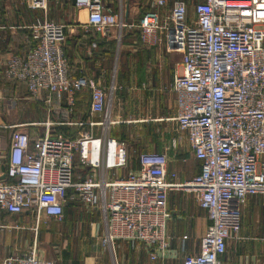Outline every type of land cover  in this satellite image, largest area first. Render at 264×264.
Returning a JSON list of instances; mask_svg holds the SVG:
<instances>
[{"label": "built area", "instance_id": "2783aa9c", "mask_svg": "<svg viewBox=\"0 0 264 264\" xmlns=\"http://www.w3.org/2000/svg\"><path fill=\"white\" fill-rule=\"evenodd\" d=\"M67 1L78 9L89 36L115 32L120 38L125 28L136 27L144 45L163 42L168 51L181 53V69L172 83L174 119L200 161L199 171L178 181L175 171H167L165 152L143 151L139 167L121 175L128 164L127 146L107 133L115 84L108 90L102 79L74 74L64 52L65 24L37 18L25 25L34 44L23 54L12 53L3 73L23 82L31 99L44 102L53 117L33 140L27 130L15 127L7 148H0V210L32 212L37 224L48 217L61 222L64 206L79 202L99 211L103 245L138 241L156 259L169 246L168 191L185 188L206 211L208 226L199 252L186 255L182 264H223L227 241L240 230L241 206L250 195H264V0H152L135 20L124 19L101 0ZM28 6L46 10V0H30ZM90 44L96 47L97 41ZM83 89L89 90L94 117L84 121L89 130L71 138L52 129L69 122L73 95ZM75 157L89 168L83 177H75ZM2 264L55 261L32 249Z\"/></svg>", "mask_w": 264, "mask_h": 264}, {"label": "crops", "instance_id": "0c3cea01", "mask_svg": "<svg viewBox=\"0 0 264 264\" xmlns=\"http://www.w3.org/2000/svg\"><path fill=\"white\" fill-rule=\"evenodd\" d=\"M101 2L113 12H122L127 20H135L142 10L152 6V0ZM69 5L73 6L72 3ZM15 12L18 18L15 21H5V16L0 14V124L6 126H0L2 149L7 148L13 127L28 132V127L39 129L52 118L49 109L38 114L36 106H42L44 102L31 99L23 82L9 80L4 76L7 58L14 52L27 51L29 42L25 25L28 17L32 18L29 23L37 18H46H33L31 11L26 12L28 14L25 13L23 18L19 9H15ZM70 25L64 49L72 67L79 73L102 79L108 90L112 83L116 86L112 93L113 107L111 100V108L106 116L112 121L107 133L117 138L116 127L128 126L133 130L135 137L131 138L129 151L132 152L128 162L132 157L134 167L138 168V152H165L168 156L167 171H175L178 181L196 174L200 161L194 157L185 132L177 129L174 119L177 104L172 83L175 73L181 69V53L177 50L168 51L163 42L147 46L128 36L136 27L125 28L120 38L115 32L106 38L99 37L97 46L91 47V36L79 37L81 34L84 36L81 24ZM77 30L81 34L74 35L73 32ZM71 36L76 38L72 39ZM112 41L115 42L114 50L110 49ZM117 48L118 57L115 54ZM127 50L136 54L128 61V65L124 58ZM143 50L146 51L144 59L140 56ZM5 90L13 98L3 97ZM65 103L66 97L62 101V104ZM89 103L88 89L75 92L69 122L52 129L67 126L73 135L75 131H71V127L83 128L78 129V134L89 130V126L84 124V121L93 117L89 115ZM14 109L17 112L12 119L3 117ZM102 116L95 115V119ZM116 117L118 119H114ZM94 132L98 133L97 128ZM77 161L75 157V166L80 165L75 167V177H83L89 168ZM167 208L170 212L166 225L169 246L164 255L158 254L156 259H151L149 250L138 241L117 239L112 247L103 245L101 237L105 226L99 211L87 210L79 202H69L64 206V220L61 222L48 217L47 222L40 221L37 224L32 212L11 214L0 210V264L8 257L27 255L32 249L40 257L54 259L55 264H182L186 255L199 252L200 238L208 226L207 214L200 207L194 192L185 188H172L168 191ZM240 222L236 237L227 241L226 251L221 256L223 264H264V195L248 196L241 206ZM230 243L232 246L228 249Z\"/></svg>", "mask_w": 264, "mask_h": 264}, {"label": "rangeland", "instance_id": "374dc122", "mask_svg": "<svg viewBox=\"0 0 264 264\" xmlns=\"http://www.w3.org/2000/svg\"><path fill=\"white\" fill-rule=\"evenodd\" d=\"M51 1H52L53 5L50 4ZM190 1H192V0H190ZM6 2H7V4H6ZM29 3H30V0H6V1L5 0H0V14L5 16L4 17L5 21H15L16 19H18L17 18V13L15 12V9H17V10L19 9L21 14H22V16H23V18H24V14L26 12L31 11L30 13L33 14V18L35 16H42V17H46L47 19H51V20L59 22V23H63V24H65V29H66L65 30L66 31V39H67L68 33L70 32V28H71L70 24H81V22H82V18L78 15V13H79L78 9L74 8L73 6H71V7L68 6V4H66L63 0H46V10L45 9H41V8H30L28 6ZM26 14H28V13H26ZM31 19L32 18L28 17L26 22L29 23V21ZM67 24H68V26H66ZM81 30H83V29H81ZM81 32L84 34V36H82ZM81 32H80V30H77V31H74L73 34L74 35L81 34V36H79V37H85V35H87L86 33H84V30L81 31ZM71 37H72V39L76 38L75 36H71ZM134 38H136V37H134ZM136 40H137V38H136ZM66 41L64 43V46H66V44H67ZM115 54L118 57L119 48H117ZM69 63H70V61H69ZM70 66H71V64H70ZM71 68H72V66H71ZM73 70H75V67H74ZM8 84L12 85L10 83H8ZM2 96L5 97V98H13V95L10 96V94H9V92H7V90H5V93L4 92L2 93ZM45 96L46 95L44 94L43 98H45ZM113 102H114V100L112 98V107H113ZM41 105L42 106H36L37 110H38V114H41V111L42 112L44 111V113H45V110H48V107H47V105L45 103H43ZM110 105H111V103H110ZM110 108H111V106H110ZM16 112H17V110L14 109V111H10L9 114H6L5 116L3 115V117L10 120V119H12L11 118L12 116H16L15 115ZM114 119H118V117H116ZM116 123L117 122H115L114 124L117 126L118 124H116ZM120 124L122 125L123 123H120ZM53 127H56V125H53ZM13 129H16V128L13 127ZM39 129L41 131H44L45 130L44 124L41 125L39 127ZM78 129L79 130H83V128H77V127H73L72 128L71 127V131H73V132L75 131V134L73 135L74 137H78L79 136V134H78L79 130ZM116 135H117L116 137L118 139L125 141L126 146H127V150H128V155L130 157V154L132 152V151H129L131 149V146H132L131 138L135 137V135L133 134V130L130 127H128V126L126 128L118 126V127H116ZM128 165H129V163L127 164V166ZM127 166H126V168H127ZM124 169L120 170V174L124 173V171H125ZM231 246H232V244L230 243L228 245V249L231 248Z\"/></svg>", "mask_w": 264, "mask_h": 264}, {"label": "trees", "instance_id": "16d2710c", "mask_svg": "<svg viewBox=\"0 0 264 264\" xmlns=\"http://www.w3.org/2000/svg\"><path fill=\"white\" fill-rule=\"evenodd\" d=\"M66 4L68 3V6H70L69 5V1H67V0H63ZM173 0H170V2H172ZM197 0H192L191 1V3H195ZM52 4V3H51ZM71 4V3H70ZM146 11V9L145 10H142V12H141V14H143L144 12ZM141 14L139 15V16H141ZM138 16V17H139ZM25 34H26V36H28L29 37V30L28 29H26V32H25ZM136 35V36H135ZM91 37H90V39H95L96 41H97V44H98V38H99V36L97 35V34H93V35H90ZM128 36H130V37H136L137 39H138V41H141V39H140V31H139V29H134L133 31H130L129 33H128ZM28 42H29V45H28V47H27V50L34 44V42L29 38L28 39ZM97 46V45H96ZM65 47V46H64ZM114 47H115V42L114 41H112V42H110V49L111 50H114ZM26 52V51H25ZM25 52H22V53H20V52H14V53H18V54H23V53H25ZM64 52H65V55H66V51H65V49H64ZM123 52H125V51H121V53H123ZM146 55V51L145 50H143L142 52H141V57H143V59H144V56ZM134 56H136V54L134 53V54H132L129 50H127V53H126V55H125V60H126V64L128 65V61L130 60L131 61V59L132 58H134ZM66 57H67V55H66ZM67 59H68V57H67ZM69 60V59H68ZM70 61V64H71V66H73L72 65V63H71V60H69ZM74 68L72 67L71 68V71L74 73V74H79V71L77 72V70H73ZM81 73V72H80ZM20 82V81H19ZM10 83V82H9ZM25 87H26V85H25ZM26 89H27V87H26ZM27 92H28V90H27ZM69 128L70 127H67V126H63L62 127V129H57L58 131H62L64 134H66L67 136H69V137H73V134H70L69 133ZM43 132L40 130V129H36L35 127H29V129H28V134H29V136H30V140H33L37 135H39V134H42ZM70 134V135H69ZM139 153H141V152H138V155H139ZM137 155V156H138ZM129 163V165H130V167L132 168V167H134V165H133V163H132V157L130 158V161L128 162ZM128 165V166H129ZM78 166H80V165H78ZM78 166H75L76 168H78ZM127 166V168H130V167H128ZM138 166H139V163H138ZM80 168V167H79ZM127 168H125L124 170V173L127 171ZM136 167H134L133 169H135Z\"/></svg>", "mask_w": 264, "mask_h": 264}]
</instances>
